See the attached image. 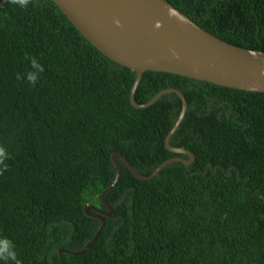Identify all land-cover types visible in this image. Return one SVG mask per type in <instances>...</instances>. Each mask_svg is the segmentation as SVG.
Listing matches in <instances>:
<instances>
[{"label": "trees", "instance_id": "16d2710c", "mask_svg": "<svg viewBox=\"0 0 264 264\" xmlns=\"http://www.w3.org/2000/svg\"><path fill=\"white\" fill-rule=\"evenodd\" d=\"M215 38L264 52V0H165ZM34 58L43 66L27 82ZM17 74L21 79H17ZM96 50L52 0H0V242L21 264H264V93L146 71ZM6 166V169H5ZM80 255L58 254V250ZM0 264H15L0 260Z\"/></svg>", "mask_w": 264, "mask_h": 264}, {"label": "water", "instance_id": "95a60500", "mask_svg": "<svg viewBox=\"0 0 264 264\" xmlns=\"http://www.w3.org/2000/svg\"><path fill=\"white\" fill-rule=\"evenodd\" d=\"M77 31L96 50L109 60L134 71L136 78L129 100L136 109L152 105L162 94L173 93L181 102L177 121L164 139L167 150L189 157L188 161L174 158L164 162L149 176L135 173L127 161L113 154L115 168L113 183L100 195L107 208L104 213L86 207L85 213L94 211L109 217L112 208L104 201V195L114 186L119 176L115 157L119 158L130 173L139 180L155 176L161 168L173 161L189 165L193 156L169 146L170 137L183 119L186 104L182 94L173 89L159 92L149 102L139 105L134 101L135 89L146 71L169 73L211 83L220 87L247 92L264 93V52L250 51L227 44L194 24L184 14L165 0H52ZM119 20L120 26L114 21ZM101 227L83 250L71 253L58 250V254H82L95 240L104 226L103 218L95 216Z\"/></svg>", "mask_w": 264, "mask_h": 264}, {"label": "clouds", "instance_id": "9594fccd", "mask_svg": "<svg viewBox=\"0 0 264 264\" xmlns=\"http://www.w3.org/2000/svg\"><path fill=\"white\" fill-rule=\"evenodd\" d=\"M10 2L23 9L27 8L30 0H10ZM114 23L116 24V26H120L119 20L114 21ZM29 59L31 60L33 71L27 74L26 79L30 85H35L37 80L39 79V73L43 72V66L40 65L34 58ZM16 78L21 79V76L17 74ZM7 158H9L8 154L2 147H0V165H3L4 160ZM0 260H11L14 261L15 264H21V262L17 260L16 253L8 241L0 242Z\"/></svg>", "mask_w": 264, "mask_h": 264}]
</instances>
